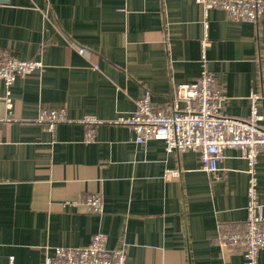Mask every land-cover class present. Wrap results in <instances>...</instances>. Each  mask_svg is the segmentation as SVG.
<instances>
[{
	"label": "crops",
	"instance_id": "0c3cea01",
	"mask_svg": "<svg viewBox=\"0 0 264 264\" xmlns=\"http://www.w3.org/2000/svg\"><path fill=\"white\" fill-rule=\"evenodd\" d=\"M2 50L43 67L9 86L11 110L0 79V115L16 120L0 122V264H42L47 247L83 246L96 232L108 248L125 246L126 264H245L218 241L246 216L237 149H225L211 174L197 152L137 144L126 126L102 122L84 142L82 124L44 130L35 118L63 107L70 118L108 120L132 111L144 88L168 109L172 85L195 81L203 56L225 113L247 117L253 91L264 113V10L249 22L194 0H0ZM255 169L264 204V150ZM166 170L177 175L165 179ZM95 192L101 213L66 203Z\"/></svg>",
	"mask_w": 264,
	"mask_h": 264
},
{
	"label": "built area",
	"instance_id": "2783aa9c",
	"mask_svg": "<svg viewBox=\"0 0 264 264\" xmlns=\"http://www.w3.org/2000/svg\"><path fill=\"white\" fill-rule=\"evenodd\" d=\"M205 12L211 8L224 10L235 21L256 22L264 10V0H194ZM80 54H87L85 47L77 46ZM202 59V69L193 82L175 83L170 93L168 109L156 108L152 93L144 88L136 99L135 108L114 118L102 120L85 115L70 118L63 107L41 108L35 122L44 130H53L60 123H79L85 127L84 142L95 139L96 125L107 122L126 126L134 134V141L143 145L148 140L158 139L164 143L165 151L178 153L193 150L199 155L200 169L211 174L219 171L223 151L235 148L240 152L247 167L246 216L241 225L220 229L218 241L229 252L239 251L245 264H257V256L264 249L263 202L259 199L255 166L258 154L264 150V113L257 104L262 98L259 92L249 94L250 111L247 117L232 116L224 112L226 96L215 84L214 75L206 68ZM43 63L38 60H22L6 50L0 51V79L7 90L3 97L4 107L11 110L13 101L9 86L17 77H24L41 70ZM16 121L10 111L0 115V122ZM177 175L175 170H166L165 179ZM77 207L84 206L90 213H101L103 202L99 193L84 194L79 199L66 202ZM46 248L42 264H126L124 245L107 247V236L96 232L83 246L57 245ZM12 264V256L9 259Z\"/></svg>",
	"mask_w": 264,
	"mask_h": 264
}]
</instances>
